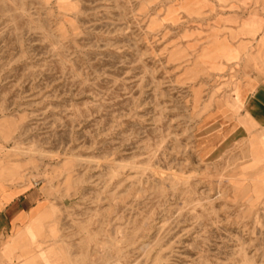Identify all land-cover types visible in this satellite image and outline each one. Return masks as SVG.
<instances>
[{"label":"rangeland","instance_id":"rangeland-1","mask_svg":"<svg viewBox=\"0 0 264 264\" xmlns=\"http://www.w3.org/2000/svg\"><path fill=\"white\" fill-rule=\"evenodd\" d=\"M246 55L264 0H0V163L42 193L43 264H264L246 95L216 107Z\"/></svg>","mask_w":264,"mask_h":264},{"label":"crops","instance_id":"crops-1","mask_svg":"<svg viewBox=\"0 0 264 264\" xmlns=\"http://www.w3.org/2000/svg\"><path fill=\"white\" fill-rule=\"evenodd\" d=\"M244 60L251 70L255 68L261 74L247 79L242 89L235 87L230 97L222 99L216 107L220 112L233 113L236 105L241 103L235 96L236 90L245 93L246 112L241 116L243 124L239 123L238 132H249L251 161L260 169L264 167V57L246 55ZM3 170L0 163V264H22L21 260L26 257H35L37 264H43L42 244L53 234L40 226L36 218L42 209V193L37 185L8 181ZM257 181L258 192L263 194L264 172L258 175Z\"/></svg>","mask_w":264,"mask_h":264}]
</instances>
